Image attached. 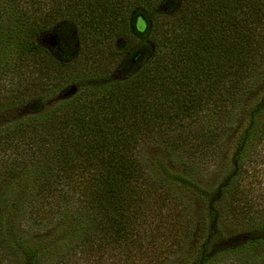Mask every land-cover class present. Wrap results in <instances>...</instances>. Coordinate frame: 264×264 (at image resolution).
Here are the masks:
<instances>
[{
    "label": "trees",
    "instance_id": "trees-1",
    "mask_svg": "<svg viewBox=\"0 0 264 264\" xmlns=\"http://www.w3.org/2000/svg\"><path fill=\"white\" fill-rule=\"evenodd\" d=\"M11 1L30 20L20 39L0 19V264L52 253L54 239L30 233L128 238L132 205L159 207L165 182L197 196L207 236L227 201L252 206L235 180L254 175L249 154L264 144V0H52L42 12L37 0ZM59 21L71 27L46 48L37 37ZM116 63L120 76L94 79ZM67 84L73 91L56 98ZM152 144L161 152L148 162ZM180 150L224 158L220 182L171 170L166 152ZM256 230L243 244L264 240V225ZM207 239L190 264L211 261Z\"/></svg>",
    "mask_w": 264,
    "mask_h": 264
},
{
    "label": "rangeland",
    "instance_id": "rangeland-1",
    "mask_svg": "<svg viewBox=\"0 0 264 264\" xmlns=\"http://www.w3.org/2000/svg\"><path fill=\"white\" fill-rule=\"evenodd\" d=\"M37 1L40 3L35 5L39 6L38 12L51 7L52 0ZM55 2L58 8L64 9L68 0H55ZM16 10L19 9L11 0H0V19L5 16L4 18L8 19L12 26H16L21 39L26 35L29 26L30 18L29 15L27 16L29 10L19 14L14 13ZM11 12L13 13L10 16L7 15ZM66 27L71 25L64 21L56 22L53 25L54 29L39 34L37 41L46 48L53 47L58 38L55 30ZM123 33L124 30L120 29L114 36V41L124 39ZM131 40L132 47L141 45V37L136 36ZM72 45V48L76 47L74 40ZM11 51H6L8 61H14L21 55L18 48ZM119 62L121 63V60ZM120 74L116 63L99 70L94 79L117 78ZM72 91V85L67 84L57 91L56 98ZM12 110L20 114L24 113V110L18 107ZM149 150L148 162L151 161L153 154L161 152L159 146L154 144L150 145ZM184 155L183 150L176 153L166 152V163L169 168L189 174L204 183L220 182L218 173L225 163L227 164L224 158L212 160L210 156L198 155V159L194 156L192 160H185ZM249 159L252 161L250 165L255 167L254 175L241 174L235 183L238 182L239 186H247L250 189L252 206L237 201L234 202L236 205L234 208L233 202L227 201L225 207L228 210L222 217L221 228H215L209 236L203 233L200 201L193 191L173 182H165L166 200L160 203L159 207H151L148 204L132 205L128 238H124L122 233H115V241L109 243L103 238L102 233H91L89 227L75 233H46V231L30 233L32 236H44L45 239L56 241L52 253L41 260V264H190L205 238H208L207 258L211 260L210 262L213 261V264H264V240L261 239L260 243L254 246L243 244L249 237H257L260 232L256 228L264 225V200H262L264 199L262 197L264 196V144L257 148V152L249 154ZM234 186L239 187L236 184ZM242 204L249 208L239 210L238 207ZM53 225L55 227L57 223ZM240 245L244 247L239 250L241 252L236 253L235 249ZM209 263L205 261V264Z\"/></svg>",
    "mask_w": 264,
    "mask_h": 264
}]
</instances>
